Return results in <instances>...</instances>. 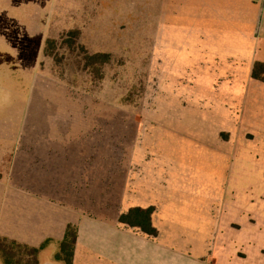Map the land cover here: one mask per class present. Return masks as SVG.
<instances>
[{"label":"rangeland","instance_id":"374dc122","mask_svg":"<svg viewBox=\"0 0 264 264\" xmlns=\"http://www.w3.org/2000/svg\"><path fill=\"white\" fill-rule=\"evenodd\" d=\"M158 2L0 0V182L56 183L55 196L82 212L119 216L134 185L144 189L133 177L143 175L150 151H171L177 135L203 127L211 148L235 155L225 216L242 224L232 245L247 254H226L221 244L215 257L264 264V81L249 79L241 106L239 92H200L188 73L166 77L155 44ZM262 27L264 37V19ZM95 53L110 60L90 61ZM206 116L212 124L200 126ZM193 159L200 168L209 163Z\"/></svg>","mask_w":264,"mask_h":264},{"label":"crops","instance_id":"0c3cea01","mask_svg":"<svg viewBox=\"0 0 264 264\" xmlns=\"http://www.w3.org/2000/svg\"><path fill=\"white\" fill-rule=\"evenodd\" d=\"M158 4L155 44L164 75L188 73L198 78L200 92H239L237 101L241 106L247 103L255 62H264L260 56L264 0H159ZM212 121L210 116L202 117L199 125ZM205 130L199 127L187 138L177 135L171 151H150L143 175L133 177L144 189L137 191L134 185L122 213L153 207L151 223L157 235L121 222L120 215L82 212L79 205L73 207L55 196L56 183L42 186L49 190L46 193L28 178L0 182V235L32 246L50 239L41 251V264H64L54 256L69 224L78 226L73 264H221L215 257L217 246L222 244L230 253L231 232L242 228L239 221L225 216L230 204L225 189L235 155L211 148V134ZM195 154L209 163L200 168ZM253 216L251 220L257 221ZM236 222L238 228L233 227ZM240 246L233 251L245 258L246 249Z\"/></svg>","mask_w":264,"mask_h":264},{"label":"trees","instance_id":"16d2710c","mask_svg":"<svg viewBox=\"0 0 264 264\" xmlns=\"http://www.w3.org/2000/svg\"><path fill=\"white\" fill-rule=\"evenodd\" d=\"M70 35L77 37L78 30H70ZM55 45V40L48 39L45 53L50 55V49ZM90 61L94 62L102 60L106 62L110 60L109 53H95L87 54ZM253 78L264 81V62H255ZM153 207L148 209L136 208L130 210L128 213L120 214V221L129 223L131 225L140 226L141 229L149 235H157L158 230L153 227L151 223V213ZM132 216H140V218H134ZM78 239V226L75 224H69L66 229L64 239L60 242V249L55 254L54 260L61 261L64 264H73L75 246ZM49 240H46L39 246H32L26 243H22L16 239L9 238L7 236L0 235V257L5 264H41L40 254L43 249L46 248Z\"/></svg>","mask_w":264,"mask_h":264}]
</instances>
